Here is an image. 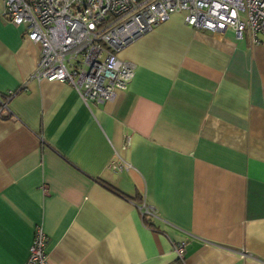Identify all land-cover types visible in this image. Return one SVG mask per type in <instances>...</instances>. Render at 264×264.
I'll use <instances>...</instances> for the list:
<instances>
[{"label":"crops","instance_id":"0c3cea01","mask_svg":"<svg viewBox=\"0 0 264 264\" xmlns=\"http://www.w3.org/2000/svg\"><path fill=\"white\" fill-rule=\"evenodd\" d=\"M42 47L0 0V264H264V38L174 15L119 56L127 90L90 107L36 80ZM125 161L130 170L118 171ZM146 202L158 218L142 217Z\"/></svg>","mask_w":264,"mask_h":264},{"label":"built area","instance_id":"2783aa9c","mask_svg":"<svg viewBox=\"0 0 264 264\" xmlns=\"http://www.w3.org/2000/svg\"><path fill=\"white\" fill-rule=\"evenodd\" d=\"M5 15L25 25L27 38L42 47L36 80L71 86L86 104L113 102L127 90L137 65L120 58L130 45L182 15L196 30L222 34L233 30L238 39L249 30L255 43L264 38V0H3ZM22 87L0 97V118L14 117L9 105ZM118 171L132 166L121 161ZM142 217L158 218L143 202ZM48 238L42 226L35 231L25 264H49ZM187 242L173 243L177 260L185 264Z\"/></svg>","mask_w":264,"mask_h":264},{"label":"trees","instance_id":"16d2710c","mask_svg":"<svg viewBox=\"0 0 264 264\" xmlns=\"http://www.w3.org/2000/svg\"><path fill=\"white\" fill-rule=\"evenodd\" d=\"M176 264H183L182 262H180L179 260L176 261Z\"/></svg>","mask_w":264,"mask_h":264}]
</instances>
